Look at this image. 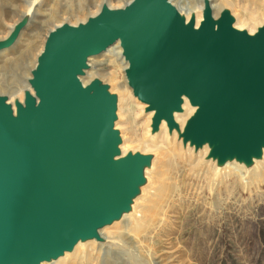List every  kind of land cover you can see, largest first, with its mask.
<instances>
[{
	"label": "water",
	"instance_id": "95a60500",
	"mask_svg": "<svg viewBox=\"0 0 264 264\" xmlns=\"http://www.w3.org/2000/svg\"><path fill=\"white\" fill-rule=\"evenodd\" d=\"M228 18L214 28L206 15L193 30L166 0H133L48 34L31 82L37 102L14 118L0 98V264L69 248L126 191L131 161H110L113 101L77 78L88 57L118 40L129 87L158 117L184 95L199 106L189 126L196 140L247 149L264 137V32L236 31Z\"/></svg>",
	"mask_w": 264,
	"mask_h": 264
},
{
	"label": "bare ground",
	"instance_id": "6f19581e",
	"mask_svg": "<svg viewBox=\"0 0 264 264\" xmlns=\"http://www.w3.org/2000/svg\"><path fill=\"white\" fill-rule=\"evenodd\" d=\"M18 1L23 5L22 11H18L16 2L12 0H4L5 5L0 7V32L4 30L0 37V89L4 87L2 83L5 77H10L12 82L20 86L18 91L13 89L11 92H3L9 100V103L4 101V104H10L8 107L14 118H17V110L23 109L28 101L32 100L34 104L37 102L31 82L38 58L44 49L28 41L33 31L32 29L30 32L31 24L38 23L45 17L44 11L36 9L41 0ZM69 1H76V12L87 8L96 9L90 12L91 16L86 22L69 25L76 27L86 24L104 10H122L133 0H124L126 2L121 9L114 8L112 0H62L65 4ZM166 1L177 11L182 23L190 25L193 30H198L206 15L210 16L216 28L219 19L226 14L223 13L224 2L221 4V0ZM55 4L57 10L49 11L46 15L47 23L55 22L62 11L59 10L61 2ZM228 21L230 22L229 18ZM61 26H53L47 34ZM230 27L239 32H245L242 29L247 28L245 33L254 36L264 32V20L258 21L254 13L250 14L249 20L236 16ZM47 36L45 35L42 45ZM98 55L115 60L126 74L129 62L119 40ZM98 55L88 57L77 74L83 88L97 87L102 83V62L97 59ZM126 79L117 89H109L107 92L113 101L111 133L114 144L110 161H131L126 191L119 195V204L114 206V212L108 216L107 221L99 224L86 222V231L78 233L69 248L27 264H159L156 257L158 251L152 245H159L167 237L168 234L164 233L171 228L169 214L175 208L176 201L181 199V195L177 191H170L167 184L168 171L175 166L177 160L193 162L196 166L189 172L190 175L203 174L210 185L209 192L218 184L234 180L240 182L241 188L246 184L250 193L253 188L258 189L260 180H264V137L247 149L221 146L220 138L206 135L196 140L194 131L189 126L197 115L199 106L192 105L187 96H180L179 105L170 108L169 117H158V108L148 105L150 110L145 114L147 121L141 137L135 136L134 130L126 128L124 124L127 123L126 108L130 105L131 98V91L126 89ZM28 82L31 89L21 102L17 97L21 96L19 92L28 89ZM142 110L143 107L140 106L139 111ZM126 227H129V231L122 235L120 231ZM9 264L22 263L11 261Z\"/></svg>",
	"mask_w": 264,
	"mask_h": 264
},
{
	"label": "rangeland",
	"instance_id": "374dc122",
	"mask_svg": "<svg viewBox=\"0 0 264 264\" xmlns=\"http://www.w3.org/2000/svg\"><path fill=\"white\" fill-rule=\"evenodd\" d=\"M12 1L16 2L18 11L23 10V5L18 0ZM55 2H61L59 10L62 11L55 22L47 23L46 15L49 11L57 10ZM75 2L69 1L65 4L62 0H41L36 9L44 11L45 17L40 22L31 24L30 32L32 29L33 31L28 41L42 48L44 43H41L53 26L79 25L78 23L88 20L90 12L96 11L95 8H87L76 12ZM125 2L112 0L111 5L121 9ZM222 2L225 9L223 13L231 19L232 25L236 16L249 20L251 13L258 17V21L264 20V0H221L220 3ZM3 5L4 0H0V7ZM3 31L1 30L0 37L3 36ZM242 31L247 32V28ZM35 53L37 54V51ZM97 59L102 62V83L99 87L108 95L109 89L112 91L125 81L126 74L115 60L99 55ZM2 86L4 87L0 89V98L9 103L3 92H11L13 89L18 91L20 86L12 82L10 77L4 78ZM27 86L28 89L19 92L20 98L17 97L21 102L31 89L29 82ZM126 89L131 91V98L130 105L126 108L127 123L124 124L126 128H132L135 136L140 138L147 121L144 117L150 108L134 96L128 83ZM140 106L143 107L142 111H139ZM192 163L177 160L175 166L168 171L169 189L177 191L181 199L176 201L175 208L169 214L168 222L171 228L164 233L168 234L167 237L159 245H152L158 251L156 257L157 261H160L159 264H264V180H260L258 189L250 188V193L246 184L243 189L240 182L234 180L218 184L209 192L210 185L203 174L190 175L189 172L196 166ZM128 228L120 231L121 234L128 232Z\"/></svg>",
	"mask_w": 264,
	"mask_h": 264
}]
</instances>
